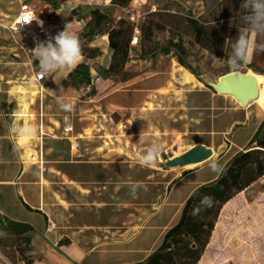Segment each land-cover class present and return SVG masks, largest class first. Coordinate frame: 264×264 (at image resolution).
Instances as JSON below:
<instances>
[{
  "label": "rangeland",
  "instance_id": "374dc122",
  "mask_svg": "<svg viewBox=\"0 0 264 264\" xmlns=\"http://www.w3.org/2000/svg\"><path fill=\"white\" fill-rule=\"evenodd\" d=\"M65 1L27 0L26 3L30 4L38 14H41L52 8L53 4H61ZM208 2L209 4H204V7L209 13L218 8L215 0H208ZM138 4L140 1L133 0L126 10H118L116 15L130 20L133 14H138L139 17L134 21L137 25L142 22V16L148 12L175 10L182 16H186L188 14L186 8L189 7L186 0H147L145 5L138 6ZM196 14L191 13L194 17ZM179 23L175 31L168 29L153 31V44L165 45L169 39L180 40L185 48V53L179 56L197 75L194 77L200 84L189 83L185 80L184 76L190 72L180 66L175 50L171 51L169 55L158 54L155 58L147 56L145 50H149L151 45L140 34L137 36L138 40L131 44L130 61L126 65L125 75L130 78L129 80L122 82L121 77L108 79L101 77L97 70H100L101 66L107 65L109 53L105 43L103 41L95 42V39L93 44L101 51V55L97 59L87 61L92 84L96 89L94 97H84L89 91L88 89L63 90L60 86V80L63 77H56V75H62L61 70L49 73L43 83L45 90L49 93L45 99L48 116L43 122L46 129L38 130V137L33 139L34 144L31 146L32 151L29 152V158L35 160L37 156L39 162L62 161L68 162L67 166L71 167H91L93 172L98 173L97 179L95 177L93 182L86 177L81 179L82 181L80 180L81 182L78 184L69 182V179L64 182L59 175L48 171H53L54 169L51 167L57 165L45 163V177L48 181L55 183L50 185V195L55 194L61 200L66 201L65 208L69 211L72 208L89 207L87 203L93 197L100 203H108V207L104 208H109L111 214L116 217L115 223L112 224L115 229L104 230L105 232L103 231V235L99 238L106 236L117 238L126 231L130 232L128 230H137L138 226H134L142 224L144 215L151 214L149 204H153L156 198H163L162 201H157L159 206L156 212L144 224L147 228V231L143 232L141 236L146 240L144 243L139 242L140 239H138L127 245L128 250L134 249L131 252L121 253L115 251L114 247L94 252L88 255L83 264L138 262L145 255L147 249L155 247V250L157 248L161 241L159 239L156 244L153 243L158 235L157 229L167 223L177 210L179 201L193 188L195 182L214 172L211 168L204 172H195L181 183L173 186L169 194H166L170 188V181L175 175L180 174L182 169L169 170L165 169L163 165L167 160L184 154L199 141L213 143L214 146L222 142V137L215 135L192 134V130L197 128L193 121L202 117V114L199 115L202 111L192 110L191 107L198 101L201 102L202 97H199L198 100L190 99L189 91L201 89L205 101L214 100L215 107L227 105V99L207 87L205 81L216 83L218 78L227 71L256 74L248 65L236 70L231 69L226 61L215 58L208 50L196 44L184 22ZM17 40L23 42L22 37ZM5 44L8 45L6 41ZM6 48L8 49L9 46ZM12 48H15L13 52L20 54L19 62L24 63L18 69L20 80L34 82L33 76L40 71L38 60L32 59L34 64L33 71H31L28 59L22 60V51L19 47L12 44ZM2 56L0 54V62L4 60L1 59ZM12 76L14 77V75ZM160 84L163 89L155 87ZM58 98L70 102L73 106L72 110H62L57 103ZM245 110L264 114V111L254 105ZM219 112L213 110L212 115L215 116ZM56 121L58 124L55 123ZM246 132L237 131L234 141L237 142L246 137ZM154 143L159 144L162 149L158 162L155 167H143L140 157ZM72 145L75 146L74 149L71 148ZM232 153L231 151L227 154L222 162ZM87 162H94V164L90 165ZM196 168H200V166L185 171ZM62 182L64 183L62 184ZM134 183L140 185L135 198L130 191V185ZM180 211L174 224L180 216ZM259 212L261 216L257 225L259 232H264V178L235 197L223 208L216 225L215 239L213 237L200 264H264V238L240 241L234 236L235 232L241 228L243 230L248 228L252 215ZM76 215L77 225L86 230H89L87 227L105 225L108 221L106 210L83 209L78 210ZM111 231L116 233L112 236ZM126 235L128 236V233ZM105 240L103 242H106ZM63 242L68 243V240L64 239ZM85 242L87 248L101 243V241H95L90 245L89 239H86ZM16 243H18V239L13 235L0 233V255L9 264H25L16 249ZM124 250L126 249L124 248ZM31 251L30 248L27 256L32 263L35 261L47 263V259L41 255L39 248L34 250L33 255Z\"/></svg>",
  "mask_w": 264,
  "mask_h": 264
},
{
  "label": "crops",
  "instance_id": "0c3cea01",
  "mask_svg": "<svg viewBox=\"0 0 264 264\" xmlns=\"http://www.w3.org/2000/svg\"><path fill=\"white\" fill-rule=\"evenodd\" d=\"M26 1L27 0H0V54L3 55L1 59H4L0 62V214L14 222L28 224L32 227L33 232L31 234L30 244L32 250L31 254L33 255L36 249L39 248L41 255L47 259V263L35 261L33 264H83V261L88 255L112 247H114L115 251L121 253L131 252L134 249L128 250V248H126L127 245L132 244L138 239H140L139 242L144 243L146 241L145 238L141 237L143 232L147 231L144 224L147 219L156 212V209L159 206L157 201H162V197L154 199V203L149 204L151 206L149 209L151 214L144 215L142 224L134 226H138L137 230H128L130 232L126 231L124 234H120L117 238H109V236L99 238L103 235L102 233L104 230L115 229V227H112V224L115 223L116 217L111 214L112 212L109 208H104L108 207L109 204L103 202L100 203L93 197L92 200L87 203L89 207L72 208L69 211L65 208V205H67L66 201L61 200L55 194L50 195V185L55 183L54 181L51 182L46 179L44 164L54 163L57 165L51 167L54 169L53 171H48L55 175H59L64 182L69 179V182L78 184L84 177L90 178L91 182H93L92 180H94L95 177L97 179L98 173L93 172L91 167H71L67 166L68 162L62 161L39 162L37 156L35 157V160L29 158V152L32 151L31 146L34 144L33 139H37L38 137V130L40 129L44 131L46 129L43 122L48 116L45 99L46 95L49 93L43 86L45 81L39 83L36 82L35 75L33 76V81L35 83L28 80H20L18 69L21 65H24V63L19 62L20 54L13 52L15 51V48H12V44H15V46L19 47L22 51V60L24 58L28 59V65L31 67V71H33L34 62H32V59L25 53V48L29 46L27 38L21 33L11 34L7 30V26L13 24L17 19L22 2L32 8V6L26 3ZM138 1H140L138 6L145 5L147 2V0ZM215 1V4H222L221 0ZM238 2L240 4V15H242L245 11L241 7L242 0H238ZM95 3H97V0H66L64 3L56 4V9L49 8L41 14H38L34 8L32 9L35 10L38 16H43L48 11H53L54 22L61 23L60 26H57L54 29V34H57L66 28L70 33H75L77 35L81 31L82 25H78L74 21L69 22V12L76 8L95 6L97 5ZM177 3H179V1H177ZM186 4L189 5V7L186 8V11L189 14L192 13L195 15L197 12L196 17L193 16L194 18L203 17V19H205L209 13L204 7V4H209L208 0H186ZM171 13L181 14L175 10L171 11ZM222 22L223 21L220 20L221 24ZM237 26L239 34L247 32V25L242 23L240 19ZM19 37L23 38V42L17 40ZM249 39L254 45L264 44V34L252 36L249 33ZM5 41L8 45L5 44ZM100 41L105 43L107 52L109 53L107 37L97 38L95 42ZM6 46H9V48L7 49ZM92 46L95 47L93 43ZM34 59L37 60L35 56ZM83 60L82 57L81 62ZM109 62L110 53L107 65L101 66V69L107 68ZM244 65L252 66L258 72H264V51H259L254 48L250 62ZM70 70L71 69L61 70L62 75H56V77L62 78ZM97 71L99 72V70ZM256 74L262 75L260 73ZM12 75H14V77ZM184 78L189 83L197 82L200 84L191 73H187ZM160 86L161 84L155 87L162 88ZM220 96L225 97L228 104L215 107L214 100L209 99L205 101L201 89H192L189 91L190 99L196 98V100H198L199 97H202L201 102L198 101L196 105L191 107L192 110L202 111V113H199V115L202 114V117L197 121H193L197 128L192 130V134L202 136L215 135L222 137V142L217 143V146H214L213 143L203 141L195 143L194 146L203 145L210 149L212 151L211 159L200 165L193 166H200V168L194 170L185 171L186 169L191 168H180L182 169V172L172 178L169 185L170 188H168L166 194H169L173 186L184 181L189 175L210 169L209 165L213 161L217 162L223 168L232 155L247 147L258 126L264 121V114L245 110L251 106L250 104L243 107L229 96ZM213 110H218L220 112L214 116L212 115ZM14 111L16 112L13 113ZM25 123L34 129L33 135L29 138L22 149L14 151V146L20 143V137L13 131V129L15 127L23 126ZM55 123L58 124L57 121ZM239 130L247 131L245 134L246 137L235 142V133ZM71 148L74 149L75 146L72 145ZM231 151L233 152L232 155L222 162V159ZM34 152L37 153V151ZM87 163L90 165L94 164V162ZM219 174L220 172H213L209 176L195 182L193 188L179 201L177 210L171 215L167 223L163 227L157 229L158 235L153 243L156 244L159 239H162L165 231L174 224L178 212L181 210L185 200L193 190L201 185L212 182ZM64 182H62V184ZM86 193L89 192L86 191ZM128 204H130V202H128ZM83 209L106 210L108 214L107 223L98 227H87L89 230L79 227L76 222V214L78 210ZM145 212L147 213V211ZM50 224H52L53 227H50ZM110 233L113 236L116 232L111 231ZM127 233L128 236L126 235ZM121 236H123V238H120ZM64 239H67L68 243H64ZM86 239L90 240V245L95 241H101V243L100 245L87 248L85 242ZM103 240L106 242H103ZM124 248L126 250H124ZM154 248L155 247H150L147 249L145 255L138 262L127 264H135L144 261L153 252Z\"/></svg>",
  "mask_w": 264,
  "mask_h": 264
},
{
  "label": "trees",
  "instance_id": "16d2710c",
  "mask_svg": "<svg viewBox=\"0 0 264 264\" xmlns=\"http://www.w3.org/2000/svg\"><path fill=\"white\" fill-rule=\"evenodd\" d=\"M221 1L222 4H218V8L208 13L205 19L194 18L189 13L182 16L178 13L157 10L146 13L142 16V22L137 25L125 17L116 15L118 10H126L133 0H112L107 7L85 6L71 10L68 21L82 22L81 31L77 36L81 41L84 60L60 80L61 88L74 91L88 89L85 98L96 95L87 61L101 55V51L92 46L94 40L100 37H107L110 53L108 67L98 72L104 79L121 77L122 82L130 79L125 76L126 65L130 61L133 39L137 41L139 34L151 45L149 50H145L147 56L155 58L158 54L169 55L175 50L180 66L196 77L197 75L179 56L185 53L180 40L169 39L165 45L153 44L152 41L153 31L164 29L175 31L179 22H184L196 44L208 50L215 58L227 61L232 51V44L239 36L237 24L240 4L238 0ZM56 7L53 4L52 8L56 9ZM220 20L223 21L222 24ZM249 68L255 73L264 75V72H258L252 66ZM231 72L234 71H227L224 75ZM222 169L215 180L193 190L185 200L177 222L165 231L157 248L144 261L135 264H200L202 262L212 243L223 208L264 178V121L258 126L247 147L232 155ZM206 195L214 198L213 206L210 208L200 206L201 211L195 216L192 215L193 209L200 205L201 198ZM260 216V212L253 214L252 223L250 222L245 230L241 228L235 232V238L240 241L264 238V232H259L257 225ZM32 232L30 225L14 222L0 214V233L11 234L18 239L16 249L25 264H33L27 256Z\"/></svg>",
  "mask_w": 264,
  "mask_h": 264
},
{
  "label": "clouds",
  "instance_id": "9594fccd",
  "mask_svg": "<svg viewBox=\"0 0 264 264\" xmlns=\"http://www.w3.org/2000/svg\"><path fill=\"white\" fill-rule=\"evenodd\" d=\"M241 7L245 10L239 19L247 25V32L239 34L236 41L232 44V51L226 61L227 65L233 69H239L243 64L250 62L252 51L255 48L264 51V44L254 45L249 39V33L252 36L264 34V0H242ZM54 41V42H53ZM39 62L38 79L46 77L49 73L57 70L74 69L82 60V45L79 37L75 33L63 30L47 41L38 42L36 47L31 50ZM57 103L62 110L71 111L72 104L65 102L63 98H58ZM14 111L13 113H15ZM20 137V143L15 145L13 150L22 149L29 138L33 135L34 129L27 123L23 126L13 129ZM130 140V137H128ZM159 144H152L140 157V163L143 167H155L159 154L161 152ZM210 168L214 172L223 171L222 167L215 161L210 163ZM139 184L130 185V191L133 198L137 195ZM214 198L212 196H203L200 205L193 209L192 215H197L201 207L210 208L213 206Z\"/></svg>",
  "mask_w": 264,
  "mask_h": 264
},
{
  "label": "water",
  "instance_id": "95a60500",
  "mask_svg": "<svg viewBox=\"0 0 264 264\" xmlns=\"http://www.w3.org/2000/svg\"><path fill=\"white\" fill-rule=\"evenodd\" d=\"M205 85L216 94L232 96L243 107L258 98L256 81L248 73L231 72L222 75L216 83L205 81ZM212 157V151L203 145H196L184 154L171 158L163 165L165 169L185 168L205 163Z\"/></svg>",
  "mask_w": 264,
  "mask_h": 264
},
{
  "label": "built area",
  "instance_id": "2783aa9c",
  "mask_svg": "<svg viewBox=\"0 0 264 264\" xmlns=\"http://www.w3.org/2000/svg\"><path fill=\"white\" fill-rule=\"evenodd\" d=\"M112 0H97V5L95 6H102L107 7L110 5ZM139 15H132L130 17V21L134 22L135 18H138ZM27 18V19H26ZM78 25H82V22L74 21ZM61 23L54 22V13L53 11H48L43 16H38L34 9H32L29 5L25 4L24 2L21 3L20 12L17 16L15 22L9 26H7V30L11 34H23L29 43V46L25 48L26 55L34 59V54L31 53V50L34 49L38 42L47 41L50 38L54 37L57 34H54V29L57 26H60ZM63 31V30H61ZM60 31V32H61ZM54 42V41H53ZM133 42H136V39H133ZM132 42V43H133ZM38 73L35 75L36 82H43L47 79V76L42 78L41 80L38 79ZM69 131V130H68ZM53 227L52 224L49 225ZM9 264L5 258L0 255V264Z\"/></svg>",
  "mask_w": 264,
  "mask_h": 264
},
{
  "label": "bare ground",
  "instance_id": "6f19581e",
  "mask_svg": "<svg viewBox=\"0 0 264 264\" xmlns=\"http://www.w3.org/2000/svg\"><path fill=\"white\" fill-rule=\"evenodd\" d=\"M248 74L254 78V80L256 81V84L258 86V98L252 104H250V105H254L258 109L264 111V76L257 75V74H253L251 72H248ZM223 96H226V95H223ZM230 97L234 99V97H232V96H230ZM192 167L193 166H188V167H185V168H192Z\"/></svg>",
  "mask_w": 264,
  "mask_h": 264
},
{
  "label": "snow or ice",
  "instance_id": "6c2138e0",
  "mask_svg": "<svg viewBox=\"0 0 264 264\" xmlns=\"http://www.w3.org/2000/svg\"><path fill=\"white\" fill-rule=\"evenodd\" d=\"M27 19V18H26Z\"/></svg>",
  "mask_w": 264,
  "mask_h": 264
}]
</instances>
